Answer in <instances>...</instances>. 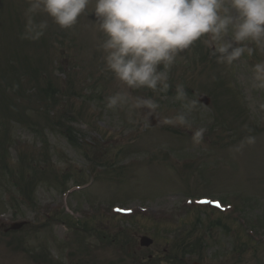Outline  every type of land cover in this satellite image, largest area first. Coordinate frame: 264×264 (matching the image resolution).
<instances>
[{
	"label": "rangeland",
	"instance_id": "1",
	"mask_svg": "<svg viewBox=\"0 0 264 264\" xmlns=\"http://www.w3.org/2000/svg\"><path fill=\"white\" fill-rule=\"evenodd\" d=\"M94 5L71 29L36 14L47 28L33 40L23 35L29 0H0V223H29L0 229V264H140L162 252L170 264L199 245L212 263L264 264V89L253 76L264 52L219 64L201 39L168 69L167 90H130L105 68ZM46 81L65 88L58 106L42 95ZM116 93L126 99L107 108ZM137 98L156 106L137 107ZM200 128L196 143L190 130ZM67 189L75 190L61 194ZM202 197L246 225L231 213H191L213 210L194 208ZM54 207L58 215L45 218ZM117 210L140 217H110ZM143 235L150 248L139 247Z\"/></svg>",
	"mask_w": 264,
	"mask_h": 264
},
{
	"label": "clouds",
	"instance_id": "2",
	"mask_svg": "<svg viewBox=\"0 0 264 264\" xmlns=\"http://www.w3.org/2000/svg\"><path fill=\"white\" fill-rule=\"evenodd\" d=\"M90 2L29 0L24 38L36 40L44 34L47 22L36 23V14L71 29ZM93 12L104 37L99 49L105 68L130 90H167L168 69L201 39L219 64L232 65L257 49L264 52V0H95ZM253 76L255 86L264 89V61L253 65ZM177 92L178 98L184 95L182 85ZM106 99V107L115 109L126 97L116 93ZM136 106L156 105L137 98ZM204 132L190 130L193 141L201 142ZM246 143H254V137H247Z\"/></svg>",
	"mask_w": 264,
	"mask_h": 264
}]
</instances>
